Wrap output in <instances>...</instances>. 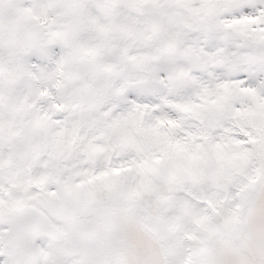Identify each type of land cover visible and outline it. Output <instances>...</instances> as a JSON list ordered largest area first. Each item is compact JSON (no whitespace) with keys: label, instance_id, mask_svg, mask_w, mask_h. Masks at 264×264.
<instances>
[{"label":"snow or ice","instance_id":"1","mask_svg":"<svg viewBox=\"0 0 264 264\" xmlns=\"http://www.w3.org/2000/svg\"><path fill=\"white\" fill-rule=\"evenodd\" d=\"M0 264H264V0H0Z\"/></svg>","mask_w":264,"mask_h":264}]
</instances>
